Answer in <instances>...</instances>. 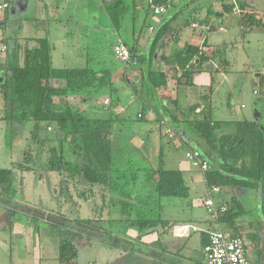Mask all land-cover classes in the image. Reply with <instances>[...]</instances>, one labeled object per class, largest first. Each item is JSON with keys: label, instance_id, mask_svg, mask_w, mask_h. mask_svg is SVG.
<instances>
[{"label": "trees", "instance_id": "obj_1", "mask_svg": "<svg viewBox=\"0 0 264 264\" xmlns=\"http://www.w3.org/2000/svg\"><path fill=\"white\" fill-rule=\"evenodd\" d=\"M174 1L153 0V3L172 6ZM194 1L183 0V3ZM102 3L113 29L123 40L113 41V60L109 61V65L104 59H99L102 65H96L98 60L92 56L90 50V58L84 65L57 68L53 65V46L48 37L38 38V47L25 50L22 65L19 64V50L11 53L8 70L0 75V94L4 102L2 116L14 130L12 142L16 141L17 132L26 123L34 122L29 142L35 147L29 144L17 163H12L9 168H0V191L5 188L14 191L15 172H30L40 180L46 177L49 183L50 179L57 176L59 196L62 199L57 204L58 209L45 208L49 212L47 214L42 207L32 208L28 213L34 215L31 220L36 224L37 215L48 219L50 236L57 238L59 243V264H79L77 241L82 238L100 241V197L105 200V195H111V205L118 203L127 206L129 200L117 195L136 193L139 198L142 192H137L138 186L143 189L152 188L154 195H150V201L139 199L141 205L152 204L148 207L149 210L140 208L134 219L129 215L126 216L127 219L123 218V221L131 220L135 223L142 234H147L148 229L157 228L159 225L172 227L178 222L161 217L160 209L164 198L180 199L188 204L194 202L191 200V186L187 179L190 170L168 168L161 145L162 138L170 141L179 137L189 150L201 151L211 165L210 170L202 172L207 188L206 196L221 195V203L227 206L226 212L210 218L213 227L209 231L223 227L232 237H241L247 244L251 239L257 240L258 235L241 227L239 221L249 213L244 206L243 197L254 195L256 208L262 213L257 224L264 226V116L259 113L264 105L263 97L260 96L256 102L255 119L235 120L233 116L230 121H217L213 117V80L208 87L209 94L204 95L201 102L183 105L181 99L186 96L184 89L195 86V78L213 57L202 45L186 43L176 50L172 56L175 65L168 70L169 73L172 72L176 84L175 96H171L168 89L169 73L165 68L168 57L164 52V38L172 31L171 21L164 20L154 29L153 35L148 38L152 41L148 50L147 47L139 45V42L144 31L149 30L150 22L148 18L139 29L136 28V7L139 5L137 1L102 0ZM234 4H224V10L231 12ZM146 5V13L154 14L149 0ZM238 7L240 11L237 15L244 30H251L255 26L264 27L263 17L245 13L244 4H239ZM130 16L133 18L131 32L136 36L132 35L133 42L129 44L122 34L124 24ZM191 21L199 22L193 17L186 24H191ZM119 43L128 48L131 57L130 61L122 63L124 71L137 70L141 75L139 91L127 73L117 74L121 65L112 53L114 45ZM141 47H144L143 51ZM158 54L160 55L157 56ZM263 61L264 56L261 63ZM259 72L258 84L264 90V74L262 69ZM119 78L121 82L117 81ZM60 80L64 84L56 86L54 81ZM255 91L254 94H258ZM132 96L141 100V113L140 116L126 117L116 109L119 105L127 104ZM72 97L75 101L69 100ZM101 97L109 99L107 106L89 104L94 98ZM151 111L156 118L148 121L147 114ZM136 122L146 124L140 147L133 144V138L140 133L134 129L138 126ZM181 125L189 127L196 139L191 136L189 138ZM223 125L231 126V131L217 135V130ZM167 127L174 131V137L165 133ZM151 147L158 150L153 158ZM133 149L136 151H131ZM127 156L136 157L140 161L135 167L136 171L121 168L123 164L134 166L128 163ZM142 159H147L149 164L143 165ZM213 186L219 187V193H211ZM81 202V207L95 213L94 217H82L72 213V209L76 211ZM200 202L203 205V201ZM204 236L205 245L208 240L206 231ZM112 247H116L115 243Z\"/></svg>", "mask_w": 264, "mask_h": 264}, {"label": "crops", "instance_id": "obj_2", "mask_svg": "<svg viewBox=\"0 0 264 264\" xmlns=\"http://www.w3.org/2000/svg\"><path fill=\"white\" fill-rule=\"evenodd\" d=\"M1 1L2 0H0V3ZM74 2V0H8L9 5L6 8L9 9L8 15L6 16L5 14L6 9L0 10V45L4 44L8 47V52L0 54V75L7 72L9 66V57L13 51H17V49L19 50V64L22 65L24 62L25 50L38 47L37 39L46 37L50 39V42L53 46L52 61L54 59L53 51L55 52L56 50L55 43H57L62 46L67 45L66 50L60 49L64 51H58L59 60L64 61V58L67 57V60H73L74 64L77 60L81 61L80 65H84L86 60L90 58L91 52L90 48H88V42L90 43V32L92 29L89 24H86L88 21L86 22L85 19H81L80 17L75 18L73 12L79 11L84 13L85 8L82 3L78 5V3L75 4ZM231 3H235L234 9L231 12L224 10V4ZM239 4L245 5V13H254L256 17L264 18V0H195L194 3H183V0H175L173 5L169 7L168 12L163 15H154L153 13L152 15L150 13L147 14L146 10L144 15L141 11L142 8L140 9L138 5L136 7L138 13L135 16V19L136 21L139 19L141 24H143V22H146L145 20L149 18L148 20L150 22V27L148 31L150 32V36L154 33V30L151 32V28H157L162 22H164V20L171 21V34H168L167 38H164V42L166 43L164 52L168 57L165 68L168 72V70H170L175 65L174 59L172 57L173 53L176 50L181 49L186 43L199 46L202 45L204 46L203 48L205 51H207L212 56L213 53L210 52H215L213 50H217V48L221 47V45L220 47H216L217 45H214V43L209 40L213 39L211 38V32H209L213 28L217 27L219 31H222L220 28L223 26L225 30L222 32L231 29V39H237L239 35L244 36L245 33L252 30L255 31V29H262L264 34V27L255 26L251 28V30H248V28L244 30L239 16L237 15L240 11V8L238 7ZM102 8L106 11L104 4ZM193 11L195 12L194 14ZM193 17L198 19L199 22L196 23L195 21H191V24H186L187 20ZM90 19L91 17L88 16L89 21ZM194 24L197 25L194 26ZM184 26L188 27V30L191 27L194 32L200 30V39L193 40L194 34L191 33V29L189 30V33L186 31L184 32ZM125 27L126 26L124 24L123 34L128 36V33L125 32ZM130 28H132L131 25ZM132 35L136 36L134 32H131V36ZM144 39L146 40L142 42L143 44L141 46L147 47L149 50L152 41L148 38ZM115 41H123L119 37V33H117ZM140 44L141 42H139V45ZM214 54H216L215 58L212 56V61L207 64L202 73L195 78V86L184 89L185 95L194 94V89L195 87L198 88L197 86L201 88V92L200 90L197 91L200 93V95L204 96L209 94L208 87L211 85L213 80L214 93L216 90L218 91V86L215 83L216 79L214 73H221L224 78V74L226 75L225 72L228 70L231 63L225 57L226 54L223 52V48ZM159 55L160 54L157 56ZM216 59L219 60L221 67L217 65ZM61 63L63 64L55 67H68L64 62ZM212 66H214V69L210 68ZM261 68L262 63H260V68L258 67L256 70L257 77L260 76L259 71ZM123 72L127 73L130 79L132 78L131 80L133 82L140 81L141 83V75L139 72H137V70L135 71L131 69L130 71L128 69L126 72L124 71V67L121 66V68L118 69L117 74H122ZM168 75V89L170 91V95L175 96V78H173L172 72ZM117 81L121 82V79L119 78ZM54 82L56 86L64 84L63 80ZM171 83H173V86ZM131 98L134 97L132 96ZM71 99L72 98H69L70 101H72ZM105 99L106 98L103 97L98 99L94 98V101L89 102V104H99L101 106H105ZM136 101H133V106L131 109H129L128 106H125L129 105V103H127L121 106L119 105L116 110L126 117L140 115L142 106L141 100L138 99ZM181 102H183V99H181ZM3 105L4 102L2 95L0 94V168H9L14 161H12L11 153H9L6 157L7 153L5 149V138L7 135L6 128L8 125L2 116L1 110L3 109ZM183 105H185V102H183ZM229 110V116H231V109L229 108ZM155 118L156 117L153 111L147 114L148 121H153ZM21 130L22 129L19 131ZM152 133L156 135V132L153 131ZM134 139L135 137L133 140ZM134 145L136 147H140L142 142H140V144L134 143ZM132 151L135 152L136 150L133 149ZM10 160L12 162H9ZM1 161H3L5 164H1ZM121 168H130V166L123 164L121 165ZM178 168L185 171H193L194 169L191 167L189 162L188 164L180 163ZM15 173L16 183L21 184V182H24V173ZM53 178L55 179V176ZM36 181L39 183L43 182V180L40 179H36ZM58 181L56 180L55 182L58 183ZM16 188L17 187L15 186L14 191H10V188H5L2 192L0 191V215L3 214V212H6L5 215L7 218V222L5 223L6 225L2 227V229L5 231H7V229L12 231V229L15 227L16 221H18L20 225H23L24 220L26 223V229H24V231H27V234L35 235V242L32 243L33 247L31 249V252H33L34 264H41V262L45 261V259L50 258L48 248H51L52 251L57 252L55 259L59 264L58 239L53 238L52 241H43L44 243H42L39 238L42 232L47 231V229L50 230L49 224H47L48 219L38 217L36 224L33 222V220H31V218H29L30 216L34 217V215L28 213V211H30L32 208L40 209V204L37 205V202H33L32 204L28 201H25V199L22 198V195L26 194H20L15 190ZM150 189L152 190V188ZM43 193L44 188L43 190H40L39 193L36 192L35 194L44 195ZM148 193H150L149 190ZM117 196L120 198L124 196V199L129 200V204L125 206L124 204L121 205L117 203L115 206H113L110 204L111 195H105V200L104 197H100L101 212L99 221L101 226V235L99 244L104 248L112 249L110 251L111 253L106 251V255L104 254V264H206V258L203 252V246L205 242L204 234L205 231L207 232L208 230H211V227L213 226L210 224L211 217L207 213L204 206L203 208L205 215H202L201 211L198 209L199 207L195 206L194 202L196 200L194 199V202H190V204H188L187 201L163 199L162 203L163 206H166H164L165 208H167L168 204H177L180 207L181 212H183L184 218H179V216L177 218H173L171 213H165V210L163 212L161 208L160 214L163 219L178 222L172 227L167 225L163 227L159 225L157 228L148 229L147 234H142L135 223H133L131 220L130 222L125 221V219H127L126 216L128 215L134 219L138 215L140 208L149 210L148 207L150 205L152 206V204L143 203V205H141L139 204V199L150 201V195H144V198H138L136 193L132 195ZM206 197L207 196L205 195L203 199ZM227 197H231V195H227ZM222 198L223 197L221 195H217L218 200H222ZM45 211L47 214L49 213L48 210ZM12 212L14 214H12ZM248 212V215L244 219V228L247 229L251 234L256 233L258 235L257 240L251 239L248 241L247 246L249 254L253 259L254 264H264V226L263 224H257L259 216H261L262 213L258 208H256L254 211L250 209ZM111 213L116 216V219H112L115 220L116 223L109 221ZM123 218H125L124 221ZM252 223L253 225L251 226ZM182 226H190V229L186 233L181 234L178 229ZM193 227L199 228L200 230H194ZM36 230L38 233H36ZM5 239H7V237L3 238V240L0 242V244H2L0 245V250L4 256L6 255V257L0 260V264H25L27 262L26 259L29 256L28 250L24 246V240L26 242V235L20 234V236H16V241L18 242V252H14L11 248L12 244L8 243V241H5ZM50 243H53V245H50ZM113 243L116 245L115 248L112 247ZM83 246L84 245L82 243L79 246V256L82 253ZM101 262L102 261H96L93 264H103V262Z\"/></svg>", "mask_w": 264, "mask_h": 264}, {"label": "rangeland", "instance_id": "obj_3", "mask_svg": "<svg viewBox=\"0 0 264 264\" xmlns=\"http://www.w3.org/2000/svg\"><path fill=\"white\" fill-rule=\"evenodd\" d=\"M75 4L78 3L80 5L81 3L83 4L85 8V12L81 13L79 11H74L73 14L75 15V18L80 17L81 19H85L86 22L91 26L92 31L90 32V43L88 42V48L92 51V56L96 58L98 61L96 62V65H102L103 63L99 62L100 60H105L107 61V64L109 65V61L113 60L112 55H111V45L113 41L115 40V37H117V33L113 29L112 23L109 20V16L107 12L102 8V0H74ZM137 3L139 4L140 9L142 8V13L145 15V10L147 7V0H136ZM76 8V6H75ZM133 12L132 10H130ZM88 16L91 17L90 21L88 20ZM151 19V17H150ZM132 27L133 21H132V16L128 17L125 23V32L128 33V36L125 34H122V37L125 39L126 42L130 44V42H133V38L131 36V31L132 28H130V25ZM49 26V22H48ZM141 26V21L138 19L136 22V28L139 29ZM46 27V25H45ZM191 29V30H190ZM191 33L194 34L193 40L194 39H200L199 37V31L194 32L193 29L190 27ZM200 29V28H199ZM222 31L225 30L224 27L222 26L220 28ZM188 27H183V31L188 32ZM219 31L218 28H213L211 31V38L209 39L214 43V45H217L216 47H221L223 48V52L226 54L225 57L230 61V67L228 70L225 72L226 75L224 74V78L221 75V73L215 72V79H216V85L218 86V91L214 93V119L217 121H230L231 117H233L235 120H240V119H255L256 118V102L259 99V97H263L264 99V90L259 87L258 84V78L256 76L257 69L258 67L260 68V63L262 60V57L264 56V34L262 29H255V31H250L245 33L244 36L239 35L237 39H231V29L226 30L225 32ZM152 32V31H151ZM187 34V33H186ZM143 37L141 38L142 40L140 41L142 45L143 41L146 40L144 38H149L150 32L149 31H144ZM75 40V39H74ZM185 40V39H183ZM54 42V38H53ZM185 42V41H182ZM56 44V50L55 52L53 51L54 59H53V64L54 66H59L60 64H63L61 62H64L67 64L66 66H75V65H80L81 61H74L68 59L67 57L64 58L63 60H59V54L58 51H64L67 49L66 46ZM217 48V50H213L215 52H210L213 53V57L215 58L214 53L217 51H220L222 48ZM64 49V50H60ZM144 47H141V50L143 51ZM115 60H117L119 65L122 66L121 61H119L117 58L114 57ZM216 63L218 66H220V62L218 59H216ZM124 65V64H123ZM221 67V66H220ZM255 67V68H254ZM211 69H214V66L210 67ZM132 79V78H131ZM137 90H140V81L139 82H133ZM173 86V83H171ZM198 88L195 87L194 89V94L191 95H186L183 98V102L186 104H191L194 102H201L203 96L200 95L197 91L200 90L201 88L197 86ZM198 89V90H196ZM257 91L258 94H254V91ZM126 98V97H125ZM72 101H75L74 98L72 97ZM138 99L131 98L127 101L129 105V109L133 106V101H136ZM94 101V100H92ZM137 104V101H136ZM229 105V107H228ZM229 108L231 109V112H233V115L229 116ZM261 109V107H260ZM259 110V109H258ZM263 113H262V112ZM262 116H264V105L262 109L259 112ZM8 127L6 128V138H5V149H6V157L9 153H11L12 156V161L13 163H17L23 155L24 150L28 147L29 144H31L32 147H35L32 142H29L30 139V130L33 128L34 122L29 121L26 123V125L23 127V129L16 134L17 139L15 142H12V137L14 135V130L10 127L11 124L7 123ZM136 125L134 129L139 130V136L137 135L135 139L133 140L134 143L140 144L142 142V133L146 132V129L144 128L146 124L142 125L141 122H136ZM183 129H185L188 133V137L193 139L195 138V134L192 135L191 131L189 130V127L187 126H182ZM231 131V126L228 127L227 125L221 126L217 130V135H220L222 133H226ZM191 136V137H190ZM188 138V139H189ZM161 145L163 146V150L166 156V164L168 168H178L179 164H188V159L186 158V151L188 149L187 145L183 143L182 139L179 137H175L173 140L168 141L166 138H162ZM191 143V142H190ZM156 148L158 147L157 145L155 146ZM155 147H151V155L152 158L154 155L158 153V150ZM203 149V147H200ZM204 150V149H203ZM132 151V150H131ZM2 159V158H1ZM128 163L134 166H130V168H126L128 170H134L136 171L137 167L140 163L139 160L136 159V157H131L127 156ZM147 159H142L143 165H148L149 162L146 161ZM11 160L9 162H12ZM130 161V162H129ZM146 161V162H144ZM1 164L3 161H1ZM8 164V163H6ZM10 166V165H9ZM12 166V164H11ZM194 170V169H193ZM45 176V175H44ZM24 182H21V184L16 183L15 186L17 187L15 190L18 191L20 194L25 193L26 195H22V198L25 199V201H28L29 203L37 202V205L42 207L43 209L45 208H52V209H58L57 204L61 203V197L60 195V190H59V182H55L56 180L58 181L57 178H52L50 179V183L47 182V179L45 177V181L43 180L42 183H39L36 181L35 175L30 172H24ZM187 179L188 182L191 186V200H196L194 202L195 206H198L199 211H201L202 215H205L203 205H201V200L205 195H207V188L205 186V183L203 181V173L197 170L191 171L187 173ZM39 180V179H38ZM44 188V195H36V192H40V190H43ZM149 190V194H148ZM66 190H64L65 193ZM138 193H141V196L139 198H144V195H154V190H151L150 188H145L143 189L142 186H138ZM147 192V193H146ZM65 195H68L66 193ZM251 195V194H250ZM64 198V197H63ZM165 199V198H164ZM167 199V198H166ZM180 200V199H179ZM177 200V201H179ZM60 201V202H59ZM181 201V200H180ZM243 203L244 206L247 208V210H255L256 208V201H255V196L251 195L250 197H243ZM83 203L81 202L78 207L76 208L77 210L74 211L72 209V213L76 214L78 216H86V217H94L92 214L91 209L88 211L87 208L84 206L81 207ZM184 205V204H183ZM87 206V205H86ZM165 206V205H164ZM162 205V210L165 213H171L173 218H184L183 212H181L180 207L177 204H171L167 205V208H165ZM30 207V206H28ZM31 208V207H30ZM89 209V208H88ZM47 210V209H45ZM161 210V209H160ZM159 211V210H158ZM88 213L90 215H88ZM6 212H3V214L0 215V242L3 240V238L7 237L5 241H8V243H11L12 245V250L14 252H18V242L16 241V236L20 234L21 235H26V242L24 240V246L28 250V258L26 259L27 262L25 264H34L33 262V252H31V249L33 247L32 243L35 242V235L34 234H27V231H24L26 229V223L23 220V225H20L18 221H16L14 229L5 231L2 229L7 222L6 218ZM167 216V215H165ZM39 216L37 215V218ZM29 218H33L30 216ZM112 219H116V216H114L111 213L110 217V222ZM239 221V224L241 227H244V220ZM31 222V221H30ZM34 222V221H33ZM116 223V222H115ZM3 225V226H2ZM23 226V228H22ZM44 226V225H43ZM46 229V228H45ZM48 232V233H47ZM51 231L47 229V231H44L40 235V241L42 243L47 242V241H52L53 236H50ZM32 233V232H31ZM36 233L38 231L36 230ZM101 235V233H100ZM51 237V238H50ZM37 238V237H36ZM100 239V238H99ZM44 241V242H43ZM99 241V240H98ZM96 242L89 240L88 238H82L81 240L77 241L79 246L82 243L84 246L82 247V253L79 256V264H93L94 262L102 261L104 258V254L106 255V251L111 253L110 251L112 250L111 248H104L103 246H100V241ZM2 245V244H0ZM44 245V244H42ZM50 245H53V243H50ZM43 250V248H42ZM49 256L50 258L45 259V261L41 262V264H58L57 260L55 259L56 256V251H52L51 248L49 249ZM20 252V251H19ZM22 253V252H20ZM14 255V253H13ZM6 257L4 254H2L0 250V260ZM14 259V257H13ZM101 262V263H102ZM256 263V262H255ZM97 264V263H96ZM104 264V262H103Z\"/></svg>", "mask_w": 264, "mask_h": 264}, {"label": "built area", "instance_id": "obj_4", "mask_svg": "<svg viewBox=\"0 0 264 264\" xmlns=\"http://www.w3.org/2000/svg\"><path fill=\"white\" fill-rule=\"evenodd\" d=\"M151 7L154 11V15H163L168 12L169 5H156L153 0H149ZM8 0H2L0 3V10H5L8 7ZM197 24H194L196 26ZM153 32V28L150 29ZM8 52V47L4 44L0 45V54ZM114 56L121 62L130 61V53L128 48L124 44H116L113 47ZM262 74H264V61L262 63ZM256 93V91H255ZM109 104V99L106 98L104 105ZM140 116V115H139ZM165 133L170 137H174L175 133L167 127ZM186 158L191 167L201 172H206L211 169V165L203 157L201 151L197 149H191L186 151ZM220 189L217 186L211 188L212 194L219 193ZM203 206L210 217L216 218L221 213L226 212L227 206L221 203V200L217 199V195H208L202 200ZM190 229V226H182L178 230L181 234L186 233ZM194 230L199 229L193 227ZM200 230V229H199ZM208 240L203 247V252L206 258V264H254L253 259L249 254L246 241L241 237H232L228 230L223 227L217 228V230L207 231ZM99 264V263H97Z\"/></svg>", "mask_w": 264, "mask_h": 264}, {"label": "water", "instance_id": "obj_5", "mask_svg": "<svg viewBox=\"0 0 264 264\" xmlns=\"http://www.w3.org/2000/svg\"><path fill=\"white\" fill-rule=\"evenodd\" d=\"M8 13H9V9H6L5 11L6 16L8 15Z\"/></svg>", "mask_w": 264, "mask_h": 264}]
</instances>
